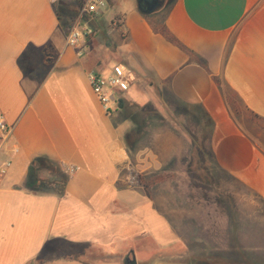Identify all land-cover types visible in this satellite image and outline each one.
<instances>
[{"label": "crops", "instance_id": "crops-1", "mask_svg": "<svg viewBox=\"0 0 264 264\" xmlns=\"http://www.w3.org/2000/svg\"><path fill=\"white\" fill-rule=\"evenodd\" d=\"M65 1L0 0V264H264V0H105L116 63L67 46ZM114 64L106 114L86 74Z\"/></svg>", "mask_w": 264, "mask_h": 264}, {"label": "built area", "instance_id": "built-area-1", "mask_svg": "<svg viewBox=\"0 0 264 264\" xmlns=\"http://www.w3.org/2000/svg\"><path fill=\"white\" fill-rule=\"evenodd\" d=\"M104 5L105 0H84L75 20L72 21L66 36V43L67 46L76 49L78 56L87 54L86 39L94 33L92 28L80 26V21L83 18L93 20L95 15L98 14L99 9L103 8ZM115 26L118 27V24H115ZM86 77L94 96L106 114H111L118 107L120 94L129 90L133 80L131 71L121 64L112 65L107 74L98 71H89ZM0 133L3 137L9 136L11 133V129L2 115H0ZM5 167H9V163L5 164ZM75 171L76 168L74 166H68L66 167L65 173L71 175ZM4 173L5 170L1 169L0 174ZM135 180L134 177L129 178V181L132 183Z\"/></svg>", "mask_w": 264, "mask_h": 264}, {"label": "rangeland", "instance_id": "rangeland-1", "mask_svg": "<svg viewBox=\"0 0 264 264\" xmlns=\"http://www.w3.org/2000/svg\"><path fill=\"white\" fill-rule=\"evenodd\" d=\"M65 1V0H63ZM127 4V3H125ZM65 5L67 6V15H68V20L71 21L72 18L74 17L76 10H75V4H71L65 1ZM117 9L113 8L111 10H108L107 13H105L99 23L97 24H90V22L87 19H82L80 21V26L82 27H90L93 30V34L95 35L96 41H98L102 46L105 51L104 56H108V59L111 63H116V58L120 56L118 53L119 51V46L117 44L118 39L120 40L121 38V30L118 29L116 26L113 25L115 21V16L114 14L117 13ZM71 23V22H70ZM71 26V25H68ZM110 45V46H109ZM191 127H196L195 122H190ZM134 177L136 180L134 181L137 182V175L131 171L129 173V178ZM159 177L163 178L161 181L165 180L166 178L170 177L168 174H163L160 175ZM205 180L204 183L207 184L211 177L209 178L208 175H204ZM212 183V182H211ZM209 184V183H208ZM151 186V185H150Z\"/></svg>", "mask_w": 264, "mask_h": 264}, {"label": "trees", "instance_id": "trees-1", "mask_svg": "<svg viewBox=\"0 0 264 264\" xmlns=\"http://www.w3.org/2000/svg\"><path fill=\"white\" fill-rule=\"evenodd\" d=\"M84 3V0H79L77 3H76V7H75V10H76V13L74 15V17L72 18V20L74 21L77 14H78V10L79 8L83 5ZM141 11V10H140ZM141 14L145 15L146 14L144 12H141ZM72 24V22L70 23ZM150 26H151V29L154 33H157V34H160L161 36H163L167 41H169L170 43H172L173 45L177 46L179 49H181L182 51H184L190 58H193V54L188 51L171 33L170 31L163 25H160V24H156V23H153V22H150L149 23ZM218 83V81H217ZM236 107V106H235ZM251 120L252 121H256V122H259L261 123V125L264 126V121L261 120V118H259L257 115H254L252 114L251 115ZM163 178L161 177H155L153 180H151V182L149 184H144V187L145 188H148L150 185L152 184H155V183H158V182H161Z\"/></svg>", "mask_w": 264, "mask_h": 264}, {"label": "water", "instance_id": "water-1", "mask_svg": "<svg viewBox=\"0 0 264 264\" xmlns=\"http://www.w3.org/2000/svg\"><path fill=\"white\" fill-rule=\"evenodd\" d=\"M137 3H138L139 10H141V12H144V13L153 12L161 4L159 0H137ZM143 8H146L147 10H143ZM130 264H134V261L130 260Z\"/></svg>", "mask_w": 264, "mask_h": 264}, {"label": "flooded vegetation", "instance_id": "flooded-vegetation-1", "mask_svg": "<svg viewBox=\"0 0 264 264\" xmlns=\"http://www.w3.org/2000/svg\"><path fill=\"white\" fill-rule=\"evenodd\" d=\"M161 2V0H159ZM143 10H147L146 8H143ZM127 264H130V260L127 261Z\"/></svg>", "mask_w": 264, "mask_h": 264}]
</instances>
